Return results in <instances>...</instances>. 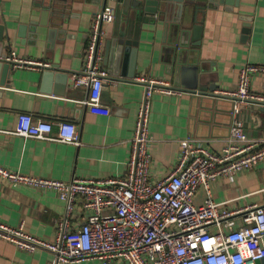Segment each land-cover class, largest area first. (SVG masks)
Instances as JSON below:
<instances>
[{
  "label": "crops",
  "instance_id": "obj_1",
  "mask_svg": "<svg viewBox=\"0 0 264 264\" xmlns=\"http://www.w3.org/2000/svg\"><path fill=\"white\" fill-rule=\"evenodd\" d=\"M47 1V0H46ZM45 1V2H46ZM130 1V0H129ZM43 0H0V22L9 37L10 49L3 38V52L23 58L56 64L68 72V78L43 79L45 67H13L0 83V166L14 172L68 181L73 178H108L126 172L130 139L144 84L137 77L161 78L172 82L174 65L165 45L162 25H143L135 59L134 81L103 77L101 107L82 103L89 87L75 85L74 75L84 64V49L93 16L100 11L97 0H65L42 14ZM106 6L115 9V0ZM202 19L197 61L202 72L219 85L214 92L228 95L238 84L244 64L264 66V0H239L231 9L219 4L207 8ZM250 27L242 39L245 19ZM113 22L102 23V54L105 40L112 38ZM178 47L177 44H175ZM192 50V49H190ZM191 53H195L192 51ZM120 54V52H119ZM112 50H107V58ZM124 57L121 52L120 58ZM103 59V56H102ZM102 64L106 74L107 62ZM47 68V67H46ZM1 78V70H0ZM250 89L264 95V71L251 75ZM230 96V95H228ZM203 97V98H202ZM196 93L155 92L151 97L148 129L154 139L150 144V178L164 177L178 154V139L195 136L210 139V148L219 151L222 138L228 135L231 109L237 106L228 97L211 99ZM236 117L248 137L264 138V112L257 102L238 105ZM53 121L56 136L58 120L73 122L79 144L63 143L15 135L18 113ZM210 198L228 208L264 204V161L237 172L230 180L219 176L208 184ZM207 191L199 186L193 202L202 204ZM64 202L52 189L34 187L0 177V221L10 226L23 224L24 230L51 241ZM84 210L75 205L73 220L81 222ZM237 224H239V218ZM213 229V227H211ZM51 253L43 248L32 252L21 250L0 237V264H49ZM76 264H103L88 259ZM109 264H123L115 259ZM256 264H264V258Z\"/></svg>",
  "mask_w": 264,
  "mask_h": 264
},
{
  "label": "built area",
  "instance_id": "obj_2",
  "mask_svg": "<svg viewBox=\"0 0 264 264\" xmlns=\"http://www.w3.org/2000/svg\"><path fill=\"white\" fill-rule=\"evenodd\" d=\"M114 8L106 6L91 21L84 49V64L74 75L75 85L89 87L82 101L90 108L101 107L103 77L102 35L100 21L112 22ZM13 67H49L48 62L23 58L13 52L6 57ZM260 64H244L239 71L231 109L228 135L219 151H213L210 139L179 138L178 154L169 172L158 180L150 178L148 129L153 93L178 94L181 90L168 80L137 77L144 84L130 139L126 172L108 178H73L68 181L24 175L0 166V177L34 187L52 189L64 202V212L51 241L24 230L23 224L10 226L0 221V237L21 250L43 248L51 253L49 264H76L97 259L109 264L120 259L123 264H256L264 258V204L228 208L210 198L208 184L219 176L230 180L237 172L264 161V138L248 137L236 117L238 105L264 101V95L250 89L251 75L263 72ZM53 121L18 113L13 134L79 144L76 126L58 120L56 136ZM199 186L207 191L202 204L193 198ZM84 213L81 222L73 220L75 205ZM239 218V224L237 219ZM213 227V229H211Z\"/></svg>",
  "mask_w": 264,
  "mask_h": 264
},
{
  "label": "water",
  "instance_id": "obj_3",
  "mask_svg": "<svg viewBox=\"0 0 264 264\" xmlns=\"http://www.w3.org/2000/svg\"><path fill=\"white\" fill-rule=\"evenodd\" d=\"M43 0L41 3L42 14L52 9L55 14L56 5L65 0ZM110 0H97L100 4V13L104 10ZM239 0H115L112 38L105 40V50L102 54V64L107 66V74L104 77L109 79H126L134 81L135 59L139 49V39L143 25H162L165 47L171 51V63L174 68L172 74V86L181 91L196 93L202 96H209L211 99L228 97L236 100L235 96L222 95L214 92L219 85L213 82L211 77L201 71L197 61V49L200 44L202 32V16L205 10L215 9L219 4H225L231 9L237 5ZM100 29L102 22L100 21ZM249 19H245L242 29V39H246L249 33ZM5 26L0 22V83H4L11 70V62L6 59L8 54L3 52V38L7 41L6 47L10 49L9 37L5 32ZM178 45V47L175 46ZM112 50V58H107V50ZM192 49V50H190ZM195 51V53H191ZM124 53L121 59L120 54ZM43 79L54 76L57 80L68 78V72L59 69L56 64L45 67ZM74 79V78H72ZM203 98V97H202ZM210 99V100H211ZM264 112V101H256Z\"/></svg>",
  "mask_w": 264,
  "mask_h": 264
}]
</instances>
